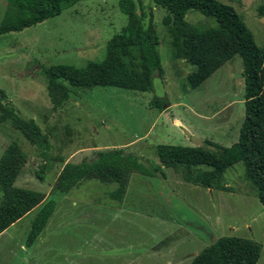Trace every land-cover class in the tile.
I'll return each instance as SVG.
<instances>
[{"label":"rangeland","instance_id":"374dc122","mask_svg":"<svg viewBox=\"0 0 264 264\" xmlns=\"http://www.w3.org/2000/svg\"><path fill=\"white\" fill-rule=\"evenodd\" d=\"M220 1L238 10L264 48V0ZM145 2L153 7L163 67L162 74L154 73L150 91L87 89L65 82L70 97L59 108L48 93L46 68L81 67L105 57L108 41L127 23L119 0L80 1L21 31L0 33V98L23 117L35 119L50 139L49 149L40 147L11 121L2 122L0 158L6 145L17 141L28 159L16 185L57 200L34 243L28 239L40 207L0 238V264H189L227 235L259 241L262 252L256 264H264V205L243 161L228 168L212 187L199 179L201 172L213 168L200 165L191 170L164 167L154 176L133 173L122 199L112 196L116 182L98 179H86L66 195L52 194L67 163L82 162L98 151L123 148L146 164L159 165L158 144L195 146L211 140L231 146L239 139L245 118L242 56L235 55L192 89L188 75L195 67L174 55L163 23L167 10L153 0ZM7 5L8 0H0V24ZM187 19L200 26L217 25L215 18L199 11L189 12ZM9 233L12 240L6 238ZM24 242L27 251L21 253ZM23 255L29 257L27 263Z\"/></svg>","mask_w":264,"mask_h":264},{"label":"trees","instance_id":"16d2710c","mask_svg":"<svg viewBox=\"0 0 264 264\" xmlns=\"http://www.w3.org/2000/svg\"><path fill=\"white\" fill-rule=\"evenodd\" d=\"M84 0H8L0 24V33L21 31L47 18L61 14ZM167 10L163 23L172 37L176 58L195 69L188 75L192 89L198 88L216 70L239 54L243 58L245 77V118L237 142L223 146L211 140L205 145L184 146L158 144L159 165L144 163L133 152L123 148L98 151L82 162L67 163L52 189L53 195H66L86 179L116 182L112 196L122 199L133 173L154 176L164 167L208 165L213 169L200 174V183L207 187L219 184L228 168L243 161L246 177L257 188L264 205V48L259 46L238 10L220 0H153ZM127 23L107 43L101 61L89 60L78 67L54 64L45 69L51 101L59 108L70 97L69 85L80 88L115 86L139 91L153 89L155 72L162 74L159 51L160 36L154 27L153 7L145 0H119ZM199 11L215 18L216 26H200L187 15ZM264 13V12H263ZM67 82V83H65ZM161 101L153 100L152 104ZM162 105V103H161ZM11 121L33 144L49 149L50 139L35 119L25 118L0 98V123ZM27 154L17 141H12L0 158V234L33 209L40 207L29 235V243L42 234L57 207V200L47 199L45 192L16 185L27 162ZM191 178V177H190ZM224 190L226 186L220 187ZM262 244L251 238L222 236L189 264H256Z\"/></svg>","mask_w":264,"mask_h":264},{"label":"crops","instance_id":"0c3cea01","mask_svg":"<svg viewBox=\"0 0 264 264\" xmlns=\"http://www.w3.org/2000/svg\"><path fill=\"white\" fill-rule=\"evenodd\" d=\"M35 209H36V208H35ZM35 209H33L31 212H29L28 214H26V215H25L24 217H22L20 220H18L17 222H15L13 225H11L9 228H7L5 231H3V232L0 234V238H2L4 235H7V233H8L11 229H15V227L18 225V223H20L21 220H24L25 217L31 215V213H33ZM12 232H13V231H12ZM6 238H9L10 240L13 239V238L11 237V234H10V233L8 234V236H6ZM26 244H27V245H26ZM24 245H26V246H24ZM24 247H26V248H24ZM27 247H28V243H27V242L22 243L21 248H20L21 253H24L25 250L27 251ZM28 259H29V257H26L25 255L22 256V260H23L24 263H27V262H28Z\"/></svg>","mask_w":264,"mask_h":264}]
</instances>
